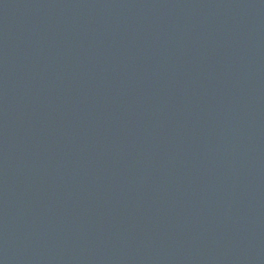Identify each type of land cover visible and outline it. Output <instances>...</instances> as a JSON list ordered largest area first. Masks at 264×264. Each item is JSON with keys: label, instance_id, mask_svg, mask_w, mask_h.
<instances>
[{"label": "water", "instance_id": "obj_1", "mask_svg": "<svg viewBox=\"0 0 264 264\" xmlns=\"http://www.w3.org/2000/svg\"><path fill=\"white\" fill-rule=\"evenodd\" d=\"M0 264H264V0H0Z\"/></svg>", "mask_w": 264, "mask_h": 264}]
</instances>
